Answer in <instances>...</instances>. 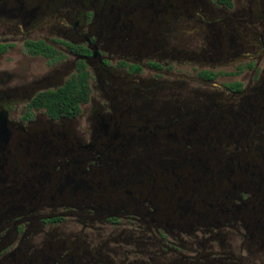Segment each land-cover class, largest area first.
Listing matches in <instances>:
<instances>
[{"label":"flooded vegetation","instance_id":"1","mask_svg":"<svg viewBox=\"0 0 264 264\" xmlns=\"http://www.w3.org/2000/svg\"><path fill=\"white\" fill-rule=\"evenodd\" d=\"M0 264H264V0H0Z\"/></svg>","mask_w":264,"mask_h":264}]
</instances>
